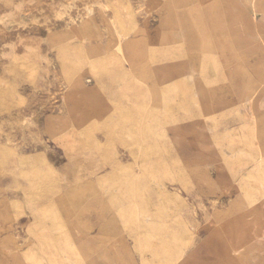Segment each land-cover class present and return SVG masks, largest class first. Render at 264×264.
<instances>
[{
  "label": "rangeland",
  "instance_id": "374dc122",
  "mask_svg": "<svg viewBox=\"0 0 264 264\" xmlns=\"http://www.w3.org/2000/svg\"><path fill=\"white\" fill-rule=\"evenodd\" d=\"M263 152L264 0H0V264H264Z\"/></svg>",
  "mask_w": 264,
  "mask_h": 264
},
{
  "label": "bare ground",
  "instance_id": "6f19581e",
  "mask_svg": "<svg viewBox=\"0 0 264 264\" xmlns=\"http://www.w3.org/2000/svg\"><path fill=\"white\" fill-rule=\"evenodd\" d=\"M264 154V152L263 153H261V155H263ZM260 162V161H259ZM258 163V162H257Z\"/></svg>",
  "mask_w": 264,
  "mask_h": 264
}]
</instances>
